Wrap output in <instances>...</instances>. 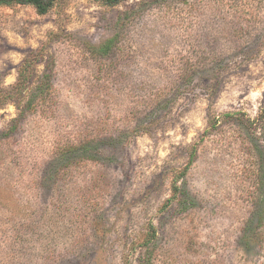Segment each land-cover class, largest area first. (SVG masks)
Listing matches in <instances>:
<instances>
[{"label": "rangeland", "instance_id": "obj_1", "mask_svg": "<svg viewBox=\"0 0 264 264\" xmlns=\"http://www.w3.org/2000/svg\"><path fill=\"white\" fill-rule=\"evenodd\" d=\"M34 52L0 106V264H264V0L1 7L0 91Z\"/></svg>", "mask_w": 264, "mask_h": 264}, {"label": "trees", "instance_id": "obj_2", "mask_svg": "<svg viewBox=\"0 0 264 264\" xmlns=\"http://www.w3.org/2000/svg\"><path fill=\"white\" fill-rule=\"evenodd\" d=\"M57 0H0V8L1 7H10V6H30L32 7L38 15H45L49 12V10L53 7L54 3ZM94 2L99 3L103 7L112 8L115 7L124 1L127 0H92ZM114 43V39H108L99 49L98 53L100 55H108L109 51L112 48ZM39 59V53L34 52L29 55L21 64L18 69V77L16 83L11 86L7 90L0 91V106L7 104V102H15L18 98L23 96L25 92L28 90V85L30 79L33 76L35 65L37 64ZM29 105L31 101H28ZM261 120L264 121V108L261 111ZM262 121V122H263ZM192 156V153H191ZM188 170V165L180 170L176 175L175 179L171 184V199H175L179 192V187L177 182L180 178H182ZM155 237V229L153 225L149 226L147 236L141 241L138 247L147 248L148 245ZM151 260L149 258H145L141 260L140 264H150Z\"/></svg>", "mask_w": 264, "mask_h": 264}]
</instances>
